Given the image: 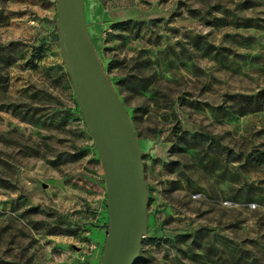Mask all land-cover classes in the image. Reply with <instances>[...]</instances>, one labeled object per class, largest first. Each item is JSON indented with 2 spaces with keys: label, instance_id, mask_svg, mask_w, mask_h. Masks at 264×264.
Wrapping results in <instances>:
<instances>
[{
  "label": "rangeland",
  "instance_id": "374dc122",
  "mask_svg": "<svg viewBox=\"0 0 264 264\" xmlns=\"http://www.w3.org/2000/svg\"><path fill=\"white\" fill-rule=\"evenodd\" d=\"M57 0H0V264H99V155ZM148 191L134 264H264V0H84Z\"/></svg>",
  "mask_w": 264,
  "mask_h": 264
},
{
  "label": "water",
  "instance_id": "95a60500",
  "mask_svg": "<svg viewBox=\"0 0 264 264\" xmlns=\"http://www.w3.org/2000/svg\"><path fill=\"white\" fill-rule=\"evenodd\" d=\"M56 29L74 96L104 173L108 226L99 264H134L148 225V191L135 131L90 40L84 0L56 1Z\"/></svg>",
  "mask_w": 264,
  "mask_h": 264
}]
</instances>
